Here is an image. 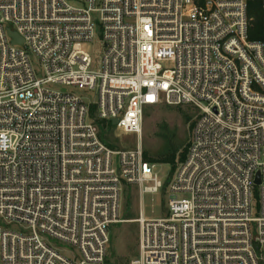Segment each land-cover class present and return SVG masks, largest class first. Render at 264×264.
<instances>
[{"label":"built area","instance_id":"built-area-1","mask_svg":"<svg viewBox=\"0 0 264 264\" xmlns=\"http://www.w3.org/2000/svg\"><path fill=\"white\" fill-rule=\"evenodd\" d=\"M249 24L245 0H0V264H104L125 185L169 193L164 216L133 219L129 264H264V38ZM157 104L197 111L166 183L90 113L139 134Z\"/></svg>","mask_w":264,"mask_h":264},{"label":"rangeland","instance_id":"rangeland-1","mask_svg":"<svg viewBox=\"0 0 264 264\" xmlns=\"http://www.w3.org/2000/svg\"><path fill=\"white\" fill-rule=\"evenodd\" d=\"M93 17L98 18V13ZM89 45V51L96 49ZM37 74L40 73L38 63L32 60ZM163 66L170 67L171 63H163ZM86 99L92 101L96 98L94 92L77 90ZM197 111L190 105L171 106L157 104L147 106L144 110L141 132L139 134H120L115 128L109 131V142L114 149L132 148L140 143L142 149L155 158L157 155L166 153L176 148L175 168L181 160L178 157L184 151L189 140L192 125ZM154 171L163 183L171 179L173 172L169 163L151 162ZM168 191L161 189L157 193H139L136 185H125L120 198L119 216L120 221L114 223L109 229V241L106 249V264H129L130 260L138 252V224L133 221L138 217L139 212L145 218H156L164 216L167 210ZM3 224V223H2ZM4 226L21 230L18 224H3ZM52 246L61 248L68 254L76 253L66 245L60 244L53 239L46 238ZM105 264V261H104Z\"/></svg>","mask_w":264,"mask_h":264},{"label":"trees","instance_id":"trees-1","mask_svg":"<svg viewBox=\"0 0 264 264\" xmlns=\"http://www.w3.org/2000/svg\"><path fill=\"white\" fill-rule=\"evenodd\" d=\"M247 4V14L250 18V24L248 27V37L251 40H260L264 38V9H262L260 0H245ZM94 107H91L90 113L93 116L94 123L98 128V134L100 138L111 148L113 145L109 142V131L114 128L109 121L104 119H98L94 115ZM187 146V144H186ZM186 146L182 154L178 157L179 160H183L186 155ZM144 159L148 162H159V163H169L172 167L170 171L173 172L175 169V160H176V148L168 150L166 153L157 155L155 158H152L146 149L143 150ZM127 186V185H126ZM106 264V259H105Z\"/></svg>","mask_w":264,"mask_h":264},{"label":"water","instance_id":"water-1","mask_svg":"<svg viewBox=\"0 0 264 264\" xmlns=\"http://www.w3.org/2000/svg\"><path fill=\"white\" fill-rule=\"evenodd\" d=\"M8 34L11 36L12 38V42L13 43H21L22 42V38L18 36V34L10 29H8ZM117 120L116 119H111L110 123L112 124V126H114L116 124ZM255 183H259V177L258 174L256 175L255 178Z\"/></svg>","mask_w":264,"mask_h":264}]
</instances>
